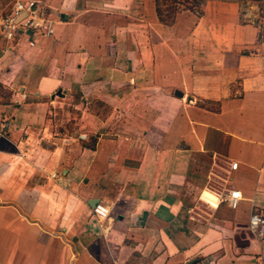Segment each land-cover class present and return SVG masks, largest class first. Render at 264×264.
Returning <instances> with one entry per match:
<instances>
[{"label": "crops", "instance_id": "crops-1", "mask_svg": "<svg viewBox=\"0 0 264 264\" xmlns=\"http://www.w3.org/2000/svg\"><path fill=\"white\" fill-rule=\"evenodd\" d=\"M28 1L53 33L0 36V264H264V0H0V24Z\"/></svg>", "mask_w": 264, "mask_h": 264}, {"label": "built area", "instance_id": "built-area-1", "mask_svg": "<svg viewBox=\"0 0 264 264\" xmlns=\"http://www.w3.org/2000/svg\"><path fill=\"white\" fill-rule=\"evenodd\" d=\"M20 29L30 34L38 32L46 36L53 33L51 21L46 18L43 8L33 1L15 3L10 13L1 21L0 36L11 40ZM229 167L231 170H236L237 164L231 163ZM208 194L212 200H209L207 204L214 207L221 203H226L229 208L235 209L240 200H242L240 193L233 190L210 191ZM92 214L96 220H101L106 218L109 211L104 206L96 205L92 209ZM250 224L254 228L264 224V221L258 215H254L250 219Z\"/></svg>", "mask_w": 264, "mask_h": 264}, {"label": "trees", "instance_id": "trees-1", "mask_svg": "<svg viewBox=\"0 0 264 264\" xmlns=\"http://www.w3.org/2000/svg\"><path fill=\"white\" fill-rule=\"evenodd\" d=\"M159 15H160V20L162 21V22H166V20L163 18V15L161 14V13H159ZM168 17V16H167Z\"/></svg>", "mask_w": 264, "mask_h": 264}, {"label": "rangeland", "instance_id": "rangeland-1", "mask_svg": "<svg viewBox=\"0 0 264 264\" xmlns=\"http://www.w3.org/2000/svg\"><path fill=\"white\" fill-rule=\"evenodd\" d=\"M255 12V15L257 17V14L259 15V8L257 7L256 10L254 11Z\"/></svg>", "mask_w": 264, "mask_h": 264}, {"label": "water", "instance_id": "water-1", "mask_svg": "<svg viewBox=\"0 0 264 264\" xmlns=\"http://www.w3.org/2000/svg\"><path fill=\"white\" fill-rule=\"evenodd\" d=\"M94 206V205H93Z\"/></svg>", "mask_w": 264, "mask_h": 264}]
</instances>
